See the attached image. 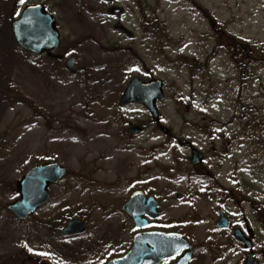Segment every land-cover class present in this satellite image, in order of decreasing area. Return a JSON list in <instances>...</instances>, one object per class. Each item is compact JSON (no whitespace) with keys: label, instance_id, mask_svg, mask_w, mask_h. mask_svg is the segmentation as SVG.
I'll list each match as a JSON object with an SVG mask.
<instances>
[{"label":"rangeland","instance_id":"374dc122","mask_svg":"<svg viewBox=\"0 0 264 264\" xmlns=\"http://www.w3.org/2000/svg\"><path fill=\"white\" fill-rule=\"evenodd\" d=\"M36 4L55 21L53 55L30 54L13 36L12 22ZM134 77L162 82L159 120L119 106ZM187 143L201 164L191 165ZM42 162L67 175L17 220L7 210L16 182ZM134 192L155 196V228L195 242L197 264L245 256L237 244L218 252L219 208L250 230L264 264V0H0V264L122 255L132 235L122 206ZM73 219L87 232L60 237Z\"/></svg>","mask_w":264,"mask_h":264},{"label":"water","instance_id":"95a60500","mask_svg":"<svg viewBox=\"0 0 264 264\" xmlns=\"http://www.w3.org/2000/svg\"><path fill=\"white\" fill-rule=\"evenodd\" d=\"M110 13L120 15L122 9L112 8ZM115 29L121 30L124 34H129L119 25H116ZM11 30L18 46L34 55L51 53L58 47L59 36L55 28V21L40 4L25 6L18 18L12 22ZM74 64L75 59L70 57L64 63V67L71 74H75ZM162 97L161 81L154 79L142 81L134 77L128 82L119 101V106L142 105L153 119L159 120L160 115L155 104ZM141 131L137 127L129 130L131 134H137ZM201 159V154L193 149L192 164L199 163ZM66 174V169L58 163L35 165L16 182L18 199L8 206L7 210L18 220L28 219L48 202V187L59 183ZM156 208L157 204L152 196L145 197L141 192L132 194L123 209L130 215L136 228L141 232L134 236L132 247L124 256L112 258L105 264H157L163 259L177 257L182 250L188 248L186 241L180 234L143 231L148 226L147 219L155 220L158 218L159 214ZM86 231L87 228L82 221L73 219L60 231V237L83 235ZM237 234L236 239H238ZM250 260H252V256L247 258L246 264H249ZM188 262L189 254L178 259L175 264H188Z\"/></svg>","mask_w":264,"mask_h":264},{"label":"flooded vegetation","instance_id":"af4514ba","mask_svg":"<svg viewBox=\"0 0 264 264\" xmlns=\"http://www.w3.org/2000/svg\"><path fill=\"white\" fill-rule=\"evenodd\" d=\"M56 51L54 50L52 53L54 54ZM52 54V55H53ZM187 146H188V148L190 149V163H191V165H193V166H195V165H198V164H201L202 163V161H203V154H201V156H202V159H201V161L199 162V163H197V164H192V162H191V158H192V149H193V147L190 145V144H186ZM133 194V193H132ZM132 194L130 195V197H129V199L124 203V205L122 206V211H123V213L127 216V218H128V223H131V241H130V247H129V249L127 250V251H125L122 255H120V256H118V257H122V256H124L130 249H131V247H132V243H133V238H134V236L136 235V234H138L140 231L136 228V226H135V223H134V221L132 220V218L130 217V215H128L125 211H124V206L129 202V200H130V198H131V196H132ZM143 194V193H142ZM145 197H149V196H152L153 198H154V200L156 201V204H157V208H156V211L158 212V214H159V216H158V218L157 219H155V220H150V219H147L148 220V226H147V228L146 229H144L143 231L145 232H164V233H175V232H167V231H163V230H161V229H159V228H155V225H154V223H156L158 220H159V218H160V212H159V203H158V201L156 200V198H155V196H153V195H145V194H143ZM177 199H181V196L180 195H177ZM217 214H218V220H217V223L215 224V227L221 232V233H224V234H226V237L227 238H224V240H223V242H222V244H221V246L223 247V248H219V253H221V254H224V253H226V256H228L229 255V253H228V255H227V252H226V250L228 249L229 250V248H233V246H234V244H237L241 249H242V251H244L243 253L245 254V256H244V258H243V260H242V262L240 263V264H246L247 263V258L249 257V256H252V260H250V263L249 264H260L259 262H257L256 260H255V257H254V254L253 253H251V246H250V242H251V237H252V235H251V232H250V230H247V234L245 233V231H246V229H245V231L243 230V229H240V228H238V227H236V226H233L232 225V223L231 222H229V218L227 217V213L224 211V210H221V208H219L218 210H217ZM221 219H223L222 220V222L220 223V221H221ZM236 233H238L237 234V236H238V239H236ZM175 234H177V233H175ZM181 235V234H180ZM183 238H184V240L186 241V243H187V245H188V248H186V249H184V250H182L181 252H180V254L177 256V257H172V258H167V259H163V260H161V261H159L157 264H175L177 261H178V259H180V258H184V256H187L188 254H189V262H188V264H197L196 263V258H197V254H198V246H197V244L195 243V242H193V241H190V240H188L185 236H183V235H181ZM229 236H230V238H229ZM247 242H248V244H247ZM250 246V248H248ZM232 255L229 257L230 258V260H232ZM227 258V257H226ZM213 261H215V262H213ZM208 264H218L217 263V260H215V259H213L212 258V260L208 263ZM219 264H228V260L227 261H221Z\"/></svg>","mask_w":264,"mask_h":264},{"label":"trees","instance_id":"16d2710c","mask_svg":"<svg viewBox=\"0 0 264 264\" xmlns=\"http://www.w3.org/2000/svg\"><path fill=\"white\" fill-rule=\"evenodd\" d=\"M232 44H234V43H232ZM244 48H247V46L245 45ZM239 71L241 72V69H240ZM238 78H239V76H238ZM238 104H239V103H238Z\"/></svg>","mask_w":264,"mask_h":264},{"label":"snow or ice","instance_id":"6c2138e0","mask_svg":"<svg viewBox=\"0 0 264 264\" xmlns=\"http://www.w3.org/2000/svg\"><path fill=\"white\" fill-rule=\"evenodd\" d=\"M21 3H24V0H20Z\"/></svg>","mask_w":264,"mask_h":264}]
</instances>
